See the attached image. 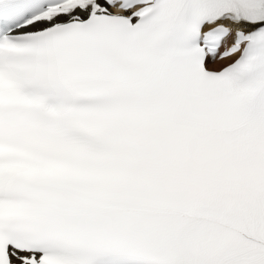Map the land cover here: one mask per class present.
Returning a JSON list of instances; mask_svg holds the SVG:
<instances>
[{
    "label": "snow or ice",
    "instance_id": "6c2138e0",
    "mask_svg": "<svg viewBox=\"0 0 264 264\" xmlns=\"http://www.w3.org/2000/svg\"><path fill=\"white\" fill-rule=\"evenodd\" d=\"M0 264H264V0H0Z\"/></svg>",
    "mask_w": 264,
    "mask_h": 264
}]
</instances>
